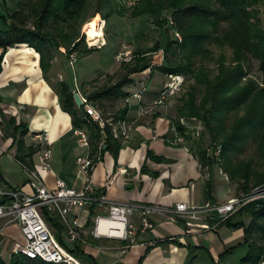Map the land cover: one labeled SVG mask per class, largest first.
Here are the masks:
<instances>
[{"label":"trees","instance_id":"obj_1","mask_svg":"<svg viewBox=\"0 0 264 264\" xmlns=\"http://www.w3.org/2000/svg\"><path fill=\"white\" fill-rule=\"evenodd\" d=\"M128 1H133L134 5H129ZM23 3L20 0L18 10L10 15L0 13V47L26 44L33 48L40 56V68L44 74L50 71L55 52L60 53L61 48L65 49L68 57L72 53L88 55L97 50L88 47L84 36L80 35L88 14L91 19L99 14L104 21L115 13L132 18L147 15L158 28L168 23L163 15L172 14L174 38L168 39L163 49L157 42L145 51H133L131 60L123 64L124 74L115 83L102 86L86 97L102 112L99 104L103 101L126 99L129 96L126 87L133 84V77L150 69L153 60L149 56L161 52L163 60L155 67L163 76H183L184 80L194 83L188 86L186 92H183L182 85L181 91L172 97L182 94L179 97L181 105L176 110L178 117L172 125L184 137V145L196 157L200 170L219 164L229 180L237 183L241 195H250L254 189L264 187V22L259 16V7L264 8V0H29ZM30 19L32 25L28 26L27 20ZM176 34L180 35V41ZM210 45L231 52L229 59L221 53L214 69L203 64V61L212 58L207 47ZM2 58L3 54L0 55V71ZM253 61L258 64L259 79L249 73ZM95 82L96 79L91 83ZM56 86L62 109L71 116L72 126L86 129L93 151L104 140L103 153H111L116 160L122 145L113 137L111 128L106 125L102 135L97 124L87 122L83 106L77 107L74 94L65 82L60 81ZM127 111V107L120 108L114 119H124ZM190 120L203 123L210 137L207 149L194 140L195 130L185 124ZM8 126L12 127V137L17 145L15 159L32 171V156L36 150L26 147L21 139L27 134L26 127L15 126L13 120ZM203 137V134L199 135L200 139ZM250 137L257 145L259 160L257 163H234L231 156L241 153ZM215 148H220L218 160L210 155ZM147 157L156 163L167 162L152 152H148ZM141 172L147 173L145 165ZM153 175L155 177L156 173ZM211 192L208 180L204 188L207 202L212 197ZM44 215L58 242L65 246L63 236L67 235L68 229L60 216L48 211ZM89 215H93L92 210ZM247 217L250 218L249 223L245 222ZM219 226L243 229L245 240L242 245L221 254L218 263L212 260L211 264H224L228 256L243 248H246V254L238 264L262 263L264 198L249 202ZM82 239L85 244L95 245L97 242L90 235ZM82 245L81 241L72 244L69 252L81 264H96L83 251ZM0 264L46 263L12 254L8 262L0 256Z\"/></svg>","mask_w":264,"mask_h":264},{"label":"crops","instance_id":"obj_2","mask_svg":"<svg viewBox=\"0 0 264 264\" xmlns=\"http://www.w3.org/2000/svg\"><path fill=\"white\" fill-rule=\"evenodd\" d=\"M10 1L0 0L2 15H10L18 10L20 0H15L14 11H10L14 7ZM3 50L0 71V190L21 188L26 194L31 193L28 186L30 170L15 159L17 145L12 137V127L8 126L11 120L15 126L26 127L27 134L21 139L26 147L36 150L32 156V171L39 175L45 185L54 189L55 182L63 180L68 187L81 190L85 179L75 165L86 150L80 147L73 135L75 128L71 116L63 111L59 101L56 85L63 75L54 71L58 57L55 56L52 62L53 71L50 69L44 74L40 68L39 54L28 45L16 44ZM64 51L60 49L61 56L65 54ZM161 80V87L144 92L141 101L133 97L141 89L139 85L126 87L128 102L124 99L122 104L128 110L124 119L129 126V138L119 141L122 148L116 160L111 153H103L92 174L95 188L109 201L160 207H174L178 203L188 202L202 204L197 199L203 194L199 187L206 180V171L200 170L196 157L187 145L173 143V99L170 98L166 106L156 107L149 113L142 114L140 111L141 107H152L163 89L165 82ZM39 132H48L49 135L48 144L52 154L48 170H42L38 160L39 146L33 140V134ZM148 152L167 162L151 161L147 157ZM144 165L147 173L141 172ZM123 169L127 171L126 174L122 173ZM231 198L234 197L227 200ZM88 211L74 212L79 217L80 225H86L79 230L83 238L89 233L86 224ZM153 219V230L137 234L130 241L95 240V245L83 243L82 249L96 264H211L212 260L218 263L221 254L242 245L245 240L243 229L234 230L225 226L206 229L168 216H154ZM0 229V256L8 262L13 245L23 239L15 224L7 225L0 220ZM123 248H126L124 253ZM242 250L245 252L239 253ZM7 254L9 259L6 258ZM245 254L246 248L237 250L224 260V264H238ZM239 255H242L240 259Z\"/></svg>","mask_w":264,"mask_h":264},{"label":"built area","instance_id":"obj_3","mask_svg":"<svg viewBox=\"0 0 264 264\" xmlns=\"http://www.w3.org/2000/svg\"><path fill=\"white\" fill-rule=\"evenodd\" d=\"M128 2L129 5H134V2ZM168 22L173 25L172 19L169 18ZM103 23L105 24L104 21ZM82 35H85L88 47L99 49L105 45L104 42L101 45L92 46L89 44L86 34L82 32ZM175 37L179 41L181 40L179 34H176ZM3 52V48L0 47V55ZM73 55H70L71 64L74 62ZM166 77L168 80L155 98L152 107L150 109L141 107L142 114L149 113L156 107L166 106L169 98L174 97L181 91L183 83V79L182 81L179 80L181 76L168 75ZM80 92L76 91L73 94L79 96L87 116V122L97 124L101 129V134L104 135L108 120L103 112ZM143 94L144 89H139L133 94V97L141 101ZM116 121L117 123L113 126H109L113 137L118 141L127 140L129 138L128 124L124 119ZM171 132L174 136V144L184 145L186 143L184 137L177 133L174 125L171 126ZM73 135L80 147L86 150L85 155L79 157L76 162L79 172L85 179L81 190L77 191L68 187L63 180H57L54 189H49L34 171L29 172L28 186L31 189L30 194H26L21 188L0 190V220H4L7 225H17L23 239L22 242L13 245L12 254H20L29 259L41 260L46 264H78L79 260L56 239L54 231L45 219V211L55 212L60 216L62 223L68 229L67 239L71 245L78 241L84 243L79 230L86 227V225H80L79 217L74 215V212L85 209L89 210L86 223L89 224L88 235L93 239L127 242L137 234L148 233L153 230L155 227L154 216H168L187 224H198L206 229L216 228L249 202L264 198V187H262L254 189L247 196L241 195L222 203L206 202L201 205L178 203L174 207H160L109 201L97 191L92 183V174L102 159L105 148L104 140H101L93 151L89 133L86 130L74 129ZM33 140L39 146L38 160L41 168L42 170H48L52 154L48 144V132L33 134ZM211 154L218 160L220 148L212 149ZM121 171L123 174L127 172L125 169ZM90 210L93 211L92 216L89 215ZM68 217H71L72 222L69 221ZM125 250L126 248H123L122 253Z\"/></svg>","mask_w":264,"mask_h":264},{"label":"rangeland","instance_id":"obj_4","mask_svg":"<svg viewBox=\"0 0 264 264\" xmlns=\"http://www.w3.org/2000/svg\"><path fill=\"white\" fill-rule=\"evenodd\" d=\"M26 1L29 0H23L24 3ZM10 2L11 4H14V7L10 8V11H14L17 2L15 0H11ZM25 9L26 8H24L23 10L27 13L28 11L27 9ZM259 10V16L264 22V8L260 6ZM86 16V20L80 29V35H82L85 23L91 20L89 14ZM95 16H97V14L94 15L93 18ZM163 16L172 19L174 24L172 14H168V16ZM100 18L102 19L101 15ZM102 21L104 20L102 19ZM104 22L105 24L103 28V38L105 40V45H103L99 49L95 47L97 49L96 51L88 55H78L72 53L74 54V62L72 64L70 63L71 57H68L66 54L61 56L60 53L55 52V56L58 57V61L55 63L54 71L56 70L57 72H61V74L63 75V79L60 81H64L69 90L74 93L76 91H81L82 94L86 96L93 94V92H95L102 86H108L109 84L115 83L124 74L125 69L123 68V64L131 60L133 51H145L149 48H152L157 42L160 44V48L163 49L168 39L174 38V30L172 28L171 22H168L163 27L158 28L150 22V19L147 15H140L138 17L132 18L129 16H120L115 13L108 17ZM27 24L28 26H31L32 20H27ZM82 36H84L85 38V35ZM84 40L85 44L87 45L86 38ZM207 47L209 48V50H211L212 58L203 61V64L205 66L214 69L215 61L220 57L221 53H224L228 57V59L231 57V52L228 49L223 51L213 45ZM64 52L66 53V51ZM162 57L163 56L161 52H157L150 55L149 58L153 60V66L150 69L135 75L133 77L134 82L131 85H139V87L141 89H144V92L146 93L148 92V90L152 91L154 89L160 88V83L162 81L161 79H163L166 83L168 78L166 76H163L158 70V68L155 67L156 64L163 60ZM53 68L54 67H51L52 71ZM249 69L250 75L259 79L260 74L256 61H253L251 63ZM94 79H96V82L91 83ZM182 79L184 83H182L183 92H186L188 86L194 83L192 81H186V79L184 80L183 76H181L179 80L182 81ZM181 95L182 94H179V97ZM179 97L177 96L175 98H172L173 102H171L173 106L172 114L175 119L178 117L176 110L181 105ZM125 102L127 103V99ZM122 103L123 102L121 100H110L103 101L101 104H99L101 109H103L105 118L108 120L106 123L108 126H113L115 123H117V121L114 119V115L120 108L123 107ZM125 122L127 124L126 120ZM185 124L186 126H189V128H191L192 130H195L193 134L194 140L201 143L202 146L207 149L210 144V137L208 132L205 130L203 123L198 120H190L185 122ZM200 134L204 135L203 139L199 138ZM34 144L37 145L36 142H34ZM231 159L234 163L238 161H252L253 163H257L259 157L257 152V145L254 142L253 138H248L244 144L243 151L241 153L231 156ZM205 171L207 175L206 180L201 182L202 185L199 184V190L203 191V194L200 195L197 199L199 203L204 204L207 202V199L204 198V188L208 180L210 181V187L212 190V197L209 200V202L211 201V203H222L223 201H227V199L231 196H233L234 198L241 196V192L238 191L237 188V183L229 180L227 175L222 174L223 172L219 164H213L212 166L205 168ZM187 204L192 203L188 202ZM68 219L70 222H72L71 217H68ZM249 221V217L245 218L246 223H249ZM84 230L86 231L87 228H85ZM63 241L65 244V246L63 247H66L65 249L67 251L73 248L72 245L68 243L67 235L63 236ZM244 252L245 251L242 250L239 253ZM241 256L242 255H239L238 259H240ZM8 257L9 254H7L6 258Z\"/></svg>","mask_w":264,"mask_h":264},{"label":"bare ground","instance_id":"obj_5","mask_svg":"<svg viewBox=\"0 0 264 264\" xmlns=\"http://www.w3.org/2000/svg\"><path fill=\"white\" fill-rule=\"evenodd\" d=\"M103 28L104 23L100 18V15L95 16L94 18L85 23L83 32L84 34H86L87 40L90 45L97 46L105 42V40L103 39ZM75 167H77V165H75ZM78 264L80 263L78 262Z\"/></svg>","mask_w":264,"mask_h":264},{"label":"water","instance_id":"obj_6","mask_svg":"<svg viewBox=\"0 0 264 264\" xmlns=\"http://www.w3.org/2000/svg\"><path fill=\"white\" fill-rule=\"evenodd\" d=\"M74 100H75V103H76L77 107H81L82 106L81 100H80V98H79V96L77 94L74 95Z\"/></svg>","mask_w":264,"mask_h":264}]
</instances>
